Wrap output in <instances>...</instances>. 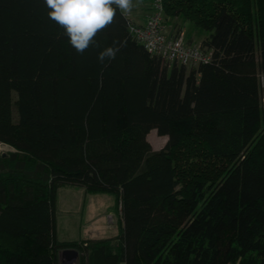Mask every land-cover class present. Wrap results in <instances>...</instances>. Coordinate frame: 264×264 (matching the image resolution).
Masks as SVG:
<instances>
[{
	"label": "trees",
	"instance_id": "trees-1",
	"mask_svg": "<svg viewBox=\"0 0 264 264\" xmlns=\"http://www.w3.org/2000/svg\"><path fill=\"white\" fill-rule=\"evenodd\" d=\"M162 5L208 61L167 66L119 9L79 54L44 0H0V264H264V0ZM65 185L113 194L119 232L58 240Z\"/></svg>",
	"mask_w": 264,
	"mask_h": 264
},
{
	"label": "rangeland",
	"instance_id": "rangeland-1",
	"mask_svg": "<svg viewBox=\"0 0 264 264\" xmlns=\"http://www.w3.org/2000/svg\"><path fill=\"white\" fill-rule=\"evenodd\" d=\"M139 5L140 7H138V10L145 9L141 7V4ZM164 24L169 34L182 31L186 39H190L196 44H200L206 34L205 32L192 29L191 23H186L182 19L176 17L166 18ZM147 139L154 149H160L166 141V136L158 135L156 131L152 129L148 133ZM10 150L11 147L0 143V156L6 154ZM117 206L118 204L115 205L114 196L112 194L86 193L80 186L65 185L57 191L55 234H58L59 237H69V239L72 237L78 238L79 235L87 236V225L92 224V226L100 232V237H112L110 225H116ZM109 214L112 215V223L109 221ZM60 259L65 260L64 257ZM60 264L77 263L71 258L67 260V263L60 261Z\"/></svg>",
	"mask_w": 264,
	"mask_h": 264
},
{
	"label": "clouds",
	"instance_id": "clouds-1",
	"mask_svg": "<svg viewBox=\"0 0 264 264\" xmlns=\"http://www.w3.org/2000/svg\"><path fill=\"white\" fill-rule=\"evenodd\" d=\"M48 16L64 29L69 44L79 54L97 44V34L112 24L119 9L127 14L133 7L132 0H44ZM115 6V7H114ZM119 47L109 46L99 52L98 60L115 59Z\"/></svg>",
	"mask_w": 264,
	"mask_h": 264
},
{
	"label": "built area",
	"instance_id": "built-area-1",
	"mask_svg": "<svg viewBox=\"0 0 264 264\" xmlns=\"http://www.w3.org/2000/svg\"><path fill=\"white\" fill-rule=\"evenodd\" d=\"M125 16L130 34L167 66L174 63L192 66L209 60L210 52L200 44L187 42L182 33L176 35L166 31L162 0L151 1L142 22L133 20L129 13Z\"/></svg>",
	"mask_w": 264,
	"mask_h": 264
},
{
	"label": "crops",
	"instance_id": "crops-1",
	"mask_svg": "<svg viewBox=\"0 0 264 264\" xmlns=\"http://www.w3.org/2000/svg\"><path fill=\"white\" fill-rule=\"evenodd\" d=\"M150 3H151V1L150 0H147V1H145V0H132V4H134L133 5V7L131 8V11L130 12H128L129 14H130V16H131V18L133 19V20H135V21H137V22H142V20H143V18H144V16H145V14L150 10ZM139 4H141V7H144L145 9L144 10H141V9H139L138 10V7H140V5ZM137 8V9H136ZM149 8V9H148ZM147 11V12H146ZM181 33L183 34V32L181 31ZM176 34V33H175ZM185 38V37H184ZM185 40L187 41V42H192L190 39H186L185 38ZM73 186V185H72ZM61 187H63V186H61ZM61 187H59L58 189H60ZM86 193H93V192H88L84 187H82V186H80ZM58 189H57V191H58ZM110 194V193H109ZM113 195V194H112ZM114 196V195H113ZM56 199H57V195H56ZM114 200H115V197H114ZM115 205H117L116 204V200H115ZM111 220H112V215L111 214H109V221H110V223H112L111 222ZM120 226H121V216H120V207H119V205L117 206V213H116V225L115 226H113V225H110V229H111V235H113V236H115L118 232H119V228H120ZM115 227H116V230H115ZM87 231H88V235L87 236H82V235H79L78 236V238H75V237H72V238H70L69 239V237H65V236H63V237H59L58 236V234H55L56 235V237H57V239L58 240H60V241H66V242H73V241H77V242H79V241H81V240H83V239H100V238H105V237H100V235H99V231L98 230H96L93 226H92V224H88L87 225Z\"/></svg>",
	"mask_w": 264,
	"mask_h": 264
},
{
	"label": "water",
	"instance_id": "water-1",
	"mask_svg": "<svg viewBox=\"0 0 264 264\" xmlns=\"http://www.w3.org/2000/svg\"><path fill=\"white\" fill-rule=\"evenodd\" d=\"M77 256H78V252L73 248H63L59 251V260L64 263H67V260L71 258L76 261ZM61 257H64L66 262L65 260L60 259Z\"/></svg>",
	"mask_w": 264,
	"mask_h": 264
}]
</instances>
